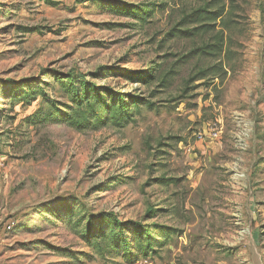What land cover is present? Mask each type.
<instances>
[{
  "label": "rangeland",
  "instance_id": "rangeland-1",
  "mask_svg": "<svg viewBox=\"0 0 264 264\" xmlns=\"http://www.w3.org/2000/svg\"><path fill=\"white\" fill-rule=\"evenodd\" d=\"M0 264H264V0H0Z\"/></svg>",
  "mask_w": 264,
  "mask_h": 264
},
{
  "label": "trees",
  "instance_id": "trees-1",
  "mask_svg": "<svg viewBox=\"0 0 264 264\" xmlns=\"http://www.w3.org/2000/svg\"><path fill=\"white\" fill-rule=\"evenodd\" d=\"M221 15H214L213 19L217 20L218 18H220Z\"/></svg>",
  "mask_w": 264,
  "mask_h": 264
}]
</instances>
